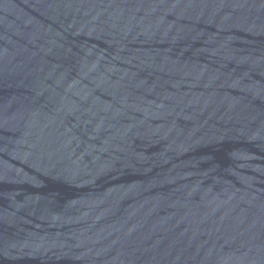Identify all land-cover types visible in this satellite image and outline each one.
<instances>
[{"label":"water","instance_id":"obj_1","mask_svg":"<svg viewBox=\"0 0 264 264\" xmlns=\"http://www.w3.org/2000/svg\"><path fill=\"white\" fill-rule=\"evenodd\" d=\"M0 264H264V0H0Z\"/></svg>","mask_w":264,"mask_h":264}]
</instances>
